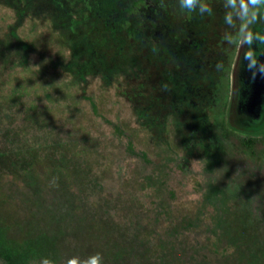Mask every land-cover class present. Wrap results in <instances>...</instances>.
I'll return each instance as SVG.
<instances>
[{
    "label": "rangeland",
    "instance_id": "374dc122",
    "mask_svg": "<svg viewBox=\"0 0 264 264\" xmlns=\"http://www.w3.org/2000/svg\"><path fill=\"white\" fill-rule=\"evenodd\" d=\"M205 2L0 0V264H264V142L220 134Z\"/></svg>",
    "mask_w": 264,
    "mask_h": 264
},
{
    "label": "flooded vegetation",
    "instance_id": "af4514ba",
    "mask_svg": "<svg viewBox=\"0 0 264 264\" xmlns=\"http://www.w3.org/2000/svg\"><path fill=\"white\" fill-rule=\"evenodd\" d=\"M126 2L131 0H124ZM240 21L232 27L231 36L237 38ZM253 33L264 35V8L256 23L249 28ZM230 52L225 73L216 79L219 96V111L216 115L218 129L223 139L233 138L242 143H253L256 146L264 142V74L253 73L248 69V62L243 60L245 47L238 43L230 44ZM255 58L264 63V43L253 44ZM174 57L179 49L174 48ZM231 139V140H230ZM226 140V141H227Z\"/></svg>",
    "mask_w": 264,
    "mask_h": 264
},
{
    "label": "clouds",
    "instance_id": "9594fccd",
    "mask_svg": "<svg viewBox=\"0 0 264 264\" xmlns=\"http://www.w3.org/2000/svg\"><path fill=\"white\" fill-rule=\"evenodd\" d=\"M179 9L182 13L198 12L201 16L211 14V7L205 0H177ZM224 7L229 9L226 12L224 20L229 27H235L236 21H240V30L237 38L231 35L227 37L228 43H238L246 48L243 60L248 62V69L252 71L253 78L257 73L264 74V63L255 58L252 50L253 44L264 43V35L253 33L249 30L250 26L257 22L260 16V9L264 8V0H225ZM219 67V65H218ZM44 264H51L45 260ZM69 264H76V261H70ZM83 264H102V257L99 254L89 257Z\"/></svg>",
    "mask_w": 264,
    "mask_h": 264
},
{
    "label": "trees",
    "instance_id": "16d2710c",
    "mask_svg": "<svg viewBox=\"0 0 264 264\" xmlns=\"http://www.w3.org/2000/svg\"><path fill=\"white\" fill-rule=\"evenodd\" d=\"M62 3V8H64V10H66V8L64 7L65 5H63L64 4V1H62L61 2ZM129 3V1L128 2H126L125 1V4H128ZM60 5V4H59ZM58 5V6H59ZM118 7H120V5L118 6ZM71 10H72V8H70ZM63 10V9H62ZM128 139H129V142L130 143H132V139L130 138V137H128ZM241 143V145H243V148H241V149H243L244 151H246V152H248L247 150H251V149H253V147H254V145H253V143H250V142H247V143H242V142H240ZM239 147H240V144H239ZM253 152V151H252ZM223 156H226V155H223ZM225 159H226V157H225Z\"/></svg>",
    "mask_w": 264,
    "mask_h": 264
}]
</instances>
